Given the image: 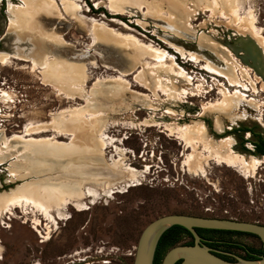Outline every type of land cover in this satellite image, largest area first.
<instances>
[{"label": "rangeland", "instance_id": "374dc122", "mask_svg": "<svg viewBox=\"0 0 264 264\" xmlns=\"http://www.w3.org/2000/svg\"><path fill=\"white\" fill-rule=\"evenodd\" d=\"M48 1L55 7L54 18L61 20L45 17L58 37L46 38L42 63L10 52L8 11L23 4L0 1V157L16 152L0 162V193L54 176H25L18 169L25 163L24 150L40 154L43 143H77L90 158L97 156L93 170L102 176L76 179L84 182L85 197L53 203L45 215L32 203L1 207L2 225L8 228L15 220L17 241L8 259L15 252L16 264H104L94 253L106 245L120 248L107 259L110 264H133L122 254L137 247L148 224L170 214L264 225V157L252 154L250 141L257 138L234 131L248 127L264 137V81L225 44L231 34H239L264 51V0ZM245 21L251 34L239 29L248 30ZM36 45L20 47L29 53ZM137 45L158 56L132 58ZM54 63L59 68L85 65V77L69 82L71 70L65 68L57 81ZM228 63L239 73L237 83L220 75L218 69ZM193 127L205 128L207 137H186ZM11 141L18 143L12 147ZM24 144L27 148L20 150ZM234 155V162L226 161ZM9 233L0 234L8 248ZM204 234L215 242L262 248L253 235ZM90 246L91 252L75 255L85 260L66 257ZM0 250L1 259V244ZM219 251L246 256L230 246Z\"/></svg>", "mask_w": 264, "mask_h": 264}, {"label": "bare ground", "instance_id": "6f19581e", "mask_svg": "<svg viewBox=\"0 0 264 264\" xmlns=\"http://www.w3.org/2000/svg\"><path fill=\"white\" fill-rule=\"evenodd\" d=\"M20 1L22 2L23 7L15 6L16 5L15 4L8 11L11 26H10L9 32H8L9 38L5 39L7 41L6 45L10 48V52L12 54H18L20 56H24L26 58H30L32 60L39 62V63H42L43 61H46V59H45L46 58L45 57L46 56L45 55L46 54L45 53L46 52L45 51V43L47 42L46 40L49 38L52 40H57L56 38L58 37L55 35V33H53L52 31H49V28H50L49 25L51 22H48L47 19L53 18L56 21V23H59L57 21H60L61 19L59 20V17L57 16L59 14L55 15L56 17H58L57 19L54 18L53 12L55 10V7L53 6L52 1H51L52 4L48 0H20ZM136 1L139 2L142 0H136ZM206 1H208V0H206ZM120 3H113V6L115 8H122V7L124 8V5L120 4ZM74 8H76V7L74 6ZM72 12H73V10H72ZM211 12H212V10H211ZM42 17H43V20H42ZM45 17H47V19ZM35 21H39L40 23L36 24ZM248 23H249L248 21L247 22L245 21V25H246L248 30H245L242 28H239V29L242 30L244 33H247V34L250 33L251 34V31H250L251 25H250V23L249 24ZM98 33L100 35L105 34L104 31H99ZM32 41L34 42V44H37L36 47L34 49H32V51H30L29 53L24 52L22 50V48L20 47V45L22 43H25V42L29 43ZM261 44H262V42H261ZM49 47H52V46H49ZM136 47H138V48H136L137 49L136 54L132 55L131 57L138 60V61H140L145 54H148L151 56H156V57L158 56L155 53V51H150V50H147L146 48L143 49V47H141L139 45H137ZM6 50H7V48H6ZM125 53H126V55H130L129 52H125ZM1 54H4V51H1ZM220 55L223 56L224 52L221 53ZM226 58H228V57H226ZM57 61H59V59H57ZM135 64H137V63H135ZM210 64L212 65V63H210ZM65 68H67L68 71L71 70V78H70L69 82H71L75 78L77 81V78L82 79L85 77V71H86L85 65L72 66V67H69L70 69L68 67H65ZM65 68H63V67L59 68L58 64L54 63V65L51 67V71L54 75L53 78L57 81L62 80V78L64 76ZM218 70L221 73V74L219 73L220 75H222L223 77H225L226 79H228L232 83H237L239 73L237 72L236 68L233 67V65L228 63V65L226 67H224L223 69H218ZM139 76H141V74H139ZM144 76H146L145 73L142 74L141 77L143 78ZM65 88L67 89V87H65ZM223 103H226V102H223ZM227 105H228V103L226 104V106ZM235 105H237V104H235ZM233 106L234 105L232 104V107H230V108H233ZM236 108H238V106ZM217 127L218 128L222 127V124L220 122H218ZM195 134L201 135L203 137H207V135H208L205 128H203V127L194 128L193 127L192 129L188 130L186 137H188L189 139L191 138L192 140L195 141L194 137H192ZM3 140H4V137L0 135V144L2 143ZM17 143H18L17 141H11L10 145L13 147V145H15ZM27 146H28V144H24V146L22 145L20 147V150L27 148ZM39 148L43 151L40 154H38V153L31 154L30 152L24 150V152L22 153V158L24 159L25 163L19 165L18 169L22 170L25 176H32V175L42 176L43 174L49 175L52 172H56L57 174L69 177L71 180L68 181V180L58 179L56 177V173H55V174H53L54 176H52L50 178H46V179L45 178H39L37 181H33L32 183H26L23 186H20L19 189L12 190V192H10V193H7V192L2 193L1 192L0 193V208L3 206H9L12 204L14 206V208L17 209V208H23L24 203H26V204L32 203L31 205H33L34 208L39 209L45 215L46 210L51 208L53 203H58V204L62 205V203L66 200L72 201V199H74V198L82 199L83 197H85L82 193L83 191H81V189H80V187H82L84 185V182L76 181V179H86L87 177H88V179H93V178L96 179V178H100L102 176V175H97L96 171L93 170V169L97 168L93 164V162L96 161L97 156H94V154H93V158L92 157L90 158L86 154V152L80 146H78V144L75 142H72L70 145H67L65 147L56 146V145L49 144V143L48 144L43 143V144L39 145ZM221 152H223V151H221ZM15 153L16 152L13 151L9 155H4L3 157H0V162L3 163L4 161L7 160L8 157L14 155ZM236 158L237 157L235 155L234 156H228L226 158V161L232 163L236 160ZM254 159H256V158H254ZM243 160H245V159H243ZM115 164H117V163H115ZM115 164L110 165V166H114ZM58 165H59V167H57ZM58 168H59V170H57ZM112 169H114V168L112 167ZM118 171H121V170H118ZM112 173H113V171H112ZM119 173H121V172H119ZM122 173H125V172H122ZM8 214L13 219L16 217V213L14 212V210H10ZM22 215H23V213H22ZM24 215H26V214H24ZM36 225H40L39 220H37ZM51 228H53V226ZM41 242H42V239H41ZM0 252H1V250H0Z\"/></svg>", "mask_w": 264, "mask_h": 264}, {"label": "water", "instance_id": "95a60500", "mask_svg": "<svg viewBox=\"0 0 264 264\" xmlns=\"http://www.w3.org/2000/svg\"><path fill=\"white\" fill-rule=\"evenodd\" d=\"M229 39H232V42L226 40V46L245 66L252 68L254 73L264 80L263 49L249 36L231 34ZM174 226L186 229L193 236L194 244H178L172 247L164 256L161 264L179 262L180 264H264V255H256L257 259H247L229 253L228 256L233 260L224 259L217 255L219 252L205 245L197 232V230H214L250 234L259 238L264 246V225L256 222L185 214L165 215L148 224L140 236L133 264H154L161 238Z\"/></svg>", "mask_w": 264, "mask_h": 264}, {"label": "trees", "instance_id": "16d2710c", "mask_svg": "<svg viewBox=\"0 0 264 264\" xmlns=\"http://www.w3.org/2000/svg\"><path fill=\"white\" fill-rule=\"evenodd\" d=\"M234 131L240 132V133L250 132L255 137V139L257 138V140H251L250 141L253 145V148H254L252 150L253 151L252 154L264 157V137L261 134L256 133L253 128H248V127L241 128V129L234 130ZM242 138H243V136H242ZM244 150L251 152V150H247L246 148ZM200 231L211 232V233H216V234H245V233L214 231V230H200ZM183 233H187V236L191 237V234L186 229L179 227V226H174L173 228L168 230L163 235V237L161 238V240L159 242L158 248H157L156 259H155L154 264H161V260H162V257L164 256V254L166 252H168L172 247L178 245L179 238L175 237V235L183 234ZM248 235H250V234H248ZM214 246L218 249L222 246H230V247L238 248V249L246 252L245 258H247V259H257L256 255H264L263 244H262V248L259 250L254 249V248H250V247H245V246L239 245V244L227 243L224 241L215 242ZM217 255H219L220 257L227 259V260H233V258L228 256V254H226V253L223 254L222 252H219V254H217ZM179 263H177V264H179Z\"/></svg>", "mask_w": 264, "mask_h": 264}, {"label": "flooded vegetation", "instance_id": "af4514ba", "mask_svg": "<svg viewBox=\"0 0 264 264\" xmlns=\"http://www.w3.org/2000/svg\"><path fill=\"white\" fill-rule=\"evenodd\" d=\"M5 1L6 2H9L10 0H5ZM7 9H8V7H7ZM7 9H5V11H4V13L6 15H7ZM245 134H248L249 137H251V133L250 132H246ZM68 206H69V204H68ZM14 221L15 220H13V221L11 220L9 222L10 227H8V228L5 227L4 225H2L0 223V234H1L2 231H7L8 230V231H10L9 234L11 236V238H10L11 239V243H10L9 248H8V245L5 244V242L0 238V244H1L2 249H3V251H2V257L0 259V264H16V253L15 252L13 254V259H12V254H11V259H8V257H7V252L8 251H11V253H12V250L11 249H13V246L16 245V241H17V235H16V231L14 230V225H13ZM197 232L200 235V237L202 238V242L205 245H207L208 247L212 248L213 250H215L217 252H220L219 249L214 246L215 241H212L209 238H207L205 236L204 232H202L200 230H197ZM175 237H178L179 238V242L178 243L182 242L181 240L183 238L188 237L190 240L188 242H185V244L186 245H193L194 244V238H193V236L191 235V237H189V236H187V233L178 234V235H175ZM38 243L40 244V239H39ZM166 253L164 254V256L166 255ZM222 253H224V252H222ZM164 256L162 257V260H163ZM155 259H156V257H155ZM162 260H161V263H162Z\"/></svg>", "mask_w": 264, "mask_h": 264}, {"label": "built area", "instance_id": "2783aa9c", "mask_svg": "<svg viewBox=\"0 0 264 264\" xmlns=\"http://www.w3.org/2000/svg\"><path fill=\"white\" fill-rule=\"evenodd\" d=\"M92 249H93L92 246L87 247V248H82L80 250L74 251L72 254H70L66 257H70V258L74 259L75 262L82 261L85 259H83V257H81V256L75 257L76 253L78 251H85V250H87V252H91ZM136 250H137V247H134L132 250H129L128 252H126L122 255H124L125 257H128V258L135 259ZM87 252H84L83 255ZM119 252H120V248H118V247H107L106 245H102V246H99L96 248L94 255L96 258H99L98 262H101V259L103 258L102 262H104V264H110V261H107V259L110 256L117 255Z\"/></svg>", "mask_w": 264, "mask_h": 264}]
</instances>
